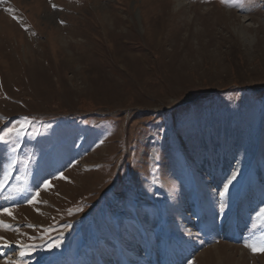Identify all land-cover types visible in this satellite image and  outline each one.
<instances>
[{"label":"rangeland","instance_id":"obj_1","mask_svg":"<svg viewBox=\"0 0 264 264\" xmlns=\"http://www.w3.org/2000/svg\"><path fill=\"white\" fill-rule=\"evenodd\" d=\"M239 2L0 0V128L32 120L14 168L0 144V264H264V0Z\"/></svg>","mask_w":264,"mask_h":264},{"label":"snow or ice","instance_id":"obj_2","mask_svg":"<svg viewBox=\"0 0 264 264\" xmlns=\"http://www.w3.org/2000/svg\"><path fill=\"white\" fill-rule=\"evenodd\" d=\"M237 6L243 7L242 3L239 2ZM56 5H53V8H55ZM8 11H12V9H8ZM14 19H18L17 17H13ZM61 23H64V21H61ZM3 118L0 117V120ZM32 120L30 117L25 116L22 117L20 120L15 121L11 123L10 125H6L3 128H0V144H3L6 149V164L8 168H14V166L17 163V160L15 159V152L16 149L20 146L19 145V139L23 137L24 135H27V130L31 126ZM7 170L5 171V176H7ZM60 178L67 179L63 175V173H60ZM232 179H235V177H232ZM7 183L6 179H0V191H2ZM43 184L45 188L47 189L50 187V182L48 180H44ZM25 189L23 188H16L14 189V192L16 194L23 193ZM227 192V185H225V190L220 193V196H224ZM29 196H31L30 199H27L28 204L38 203V196L39 192L31 193L29 192ZM224 205H221V208H223ZM81 209H77V211H80ZM39 211V209H37ZM0 214H6L7 216H13V212L9 207H2L0 206ZM257 216L261 219L262 222H264V208H261L259 212L257 213ZM0 226L4 228H12V225L5 223L3 220H0ZM29 227H33V225H29ZM67 227V225H66ZM18 231V229H17ZM0 242H4L5 244L8 243L5 237H0ZM17 243H20L19 240H17ZM60 241H57L55 244L49 243V247H59ZM244 246L248 249H250L253 253L261 252L264 253V233H261V239L259 242H257L255 239H245L244 240ZM25 245L21 244V249H23ZM27 247L31 248L32 245H28ZM20 255H24V251L22 250L20 252ZM9 264H12L11 261H9ZM188 264H193L192 260L188 261Z\"/></svg>","mask_w":264,"mask_h":264},{"label":"bare ground","instance_id":"obj_3","mask_svg":"<svg viewBox=\"0 0 264 264\" xmlns=\"http://www.w3.org/2000/svg\"><path fill=\"white\" fill-rule=\"evenodd\" d=\"M68 47V46H67Z\"/></svg>","mask_w":264,"mask_h":264}]
</instances>
